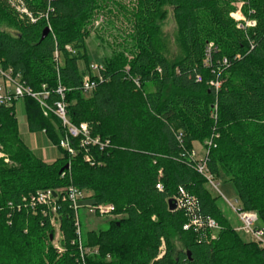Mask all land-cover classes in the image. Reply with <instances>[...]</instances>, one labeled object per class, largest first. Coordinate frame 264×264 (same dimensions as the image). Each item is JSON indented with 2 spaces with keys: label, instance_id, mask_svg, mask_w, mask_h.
Here are the masks:
<instances>
[{
  "label": "trees",
  "instance_id": "16d2710c",
  "mask_svg": "<svg viewBox=\"0 0 264 264\" xmlns=\"http://www.w3.org/2000/svg\"><path fill=\"white\" fill-rule=\"evenodd\" d=\"M135 1L130 10L117 0H0V65L33 92H50L51 107L61 101V86L70 123L87 124L92 139L107 143L84 149L72 139L70 155L60 147L62 121L26 96L30 131L45 132L63 152L47 163L22 140L15 103L0 106V147L10 160L0 159V264H82L76 213L63 200L70 188L92 206H114L120 217L82 234L84 247H98L85 264H264V248L231 226L190 158L194 143L210 142L208 174L233 183L240 209L264 223V0ZM238 1L255 27L240 28L232 18ZM110 6L125 13L131 32L86 96L80 63L90 70V28ZM166 7L184 51L174 62L159 47ZM181 189L189 201L170 211ZM48 190L61 196L56 212L25 202ZM52 219L60 224L62 252L53 246ZM209 220L220 227L215 239ZM174 238L184 244L175 253Z\"/></svg>",
  "mask_w": 264,
  "mask_h": 264
},
{
  "label": "rangeland",
  "instance_id": "374dc122",
  "mask_svg": "<svg viewBox=\"0 0 264 264\" xmlns=\"http://www.w3.org/2000/svg\"><path fill=\"white\" fill-rule=\"evenodd\" d=\"M123 6L128 7L130 10L135 5V0H117ZM244 1H238L235 3L236 11L231 14L232 18L239 23L240 28L244 27H255L256 22L250 20L244 14ZM166 11V20L164 22H159L160 35H159V47L162 50L163 54L171 61H177L181 59L184 55L183 48L180 44L178 37V28L174 18L173 10L170 7L164 9ZM110 13L106 12L100 14L94 24L91 26V34L86 41L87 45V54H88V63L89 66L98 65L105 66L104 62L107 58H110L114 52H119L123 50L122 40L129 38L131 32L129 25L125 19V13L119 10L116 7L110 6ZM11 32V31H9ZM98 36L102 37L104 40L100 41ZM80 68L84 72L86 71L85 62L80 63ZM94 74H92L93 76ZM44 90L39 92H34L40 94ZM88 96L90 93H85ZM34 99V98H33ZM36 100V99H34ZM37 101V100H36ZM38 102V101H37ZM39 103V102H38ZM40 105V104H39ZM16 115L19 123V132L22 140L33 152V154L40 158L51 161H57L63 157V152L51 141L49 136L45 132H32L29 129L26 110L24 107L23 100H18L15 103ZM41 107V106H40ZM207 144L194 143L192 153L195 152V162L199 164L205 160L207 154ZM201 175V174H200ZM203 176L207 181L206 187L210 193L217 197V203L220 207L223 215L231 226L238 232V234L245 240H251L252 238L246 235L242 231L243 223L238 215V213L230 205L232 203L236 209L240 208L241 204L239 203L237 190L233 183L225 180L224 176L221 177H212V182L208 180V175ZM217 187V188H216ZM87 194L83 193V198L80 201V207L78 209V219L81 224V232L83 235H86L90 232H100L109 228V224L115 220H119L120 217L116 215L109 216H99L91 213L89 211L90 202L86 200ZM254 214H257L255 211H250ZM52 226L55 230V238L53 246L58 252H62V234L60 232V224L56 219H52ZM258 228L264 229V223L258 221L256 224ZM219 231H216L214 235H217ZM173 253L183 250L184 244L178 238L173 239ZM98 250V247L94 248ZM164 240H162V246L160 248V254L165 251ZM93 255L89 254L88 256ZM97 255V254H96ZM94 254V256H96ZM111 256L107 257V260H110Z\"/></svg>",
  "mask_w": 264,
  "mask_h": 264
},
{
  "label": "built area",
  "instance_id": "2783aa9c",
  "mask_svg": "<svg viewBox=\"0 0 264 264\" xmlns=\"http://www.w3.org/2000/svg\"><path fill=\"white\" fill-rule=\"evenodd\" d=\"M15 1L18 2V0ZM17 9L21 13H25L26 15H28L30 18L32 17L22 4L19 7H17ZM67 49L70 52H72V49L70 47H67ZM56 57L58 58L57 54ZM102 69H103L102 66H98V65L90 66V70L86 73L83 79L82 87L85 93H91L92 91H94L97 87L98 82L102 81V76H101ZM92 74L94 75L92 76ZM214 86L218 90L220 87V83H216ZM57 93L60 95L61 101L56 102L54 108L48 104L50 92L44 90V92L40 94L34 93L31 89L27 88L22 83L20 75L15 76L13 74L12 69H4L0 65V106L2 105L11 106L12 104L16 103L18 100H22L24 97L30 96L31 98H34L39 102L44 116L48 117L50 114H54L57 118H59L62 121L63 128L65 130V136L60 140V147L65 151H67L70 155L72 156L75 155V149L73 148L71 142L72 139H79L80 146L81 148L84 149H88L90 146H95V145H99L101 149L105 148L107 146V143H101L99 139H92L90 137V132L87 124L83 123L79 127H76L70 123L67 117L66 105L64 103V98H65L64 89L60 86L57 90ZM190 158L195 162V152L191 154ZM0 159H4L6 163H10V160L6 155H4L1 147H0ZM87 160L89 159L87 158ZM196 168L199 174L205 177L207 176L206 174H208V172H207L205 160H203V162L199 164H196ZM212 177L213 176L207 177L210 182L213 181ZM157 188L159 190H162V186L160 184L157 185ZM60 198L61 196L57 195L55 192L51 190H48V191H41L33 196H30L28 199H25V202H27L32 209L51 208L52 212H56V208L59 207L58 205ZM82 198H83V192L75 188H70L66 193V195L64 196L63 200L64 201L67 200L70 203V207L76 213V217H77L76 243L79 246L81 263L85 264V257H87L90 253L98 254V250L86 248L84 247L83 244L81 224L77 216L78 209L81 208L80 201L82 200ZM175 199H176L177 207L182 208L183 206H185V203L189 201V196L183 189H181L179 196L176 197ZM230 205L238 213L243 223L242 231L246 235L250 236L252 238V241L258 243L262 248H264V229L258 228L256 226V224L259 221L257 214L243 211L240 208L236 209L232 203H230ZM89 208H90L89 211L91 213L99 216H109L114 211V206L112 205H99V206L91 205L89 206ZM192 225L198 228L201 227V225H199L198 222H193ZM208 227L211 230V238L215 239L217 235H214V233L220 230L219 225L216 224L213 220H209ZM184 229L187 230L188 226H186ZM163 255L164 252L160 254V257H162Z\"/></svg>",
  "mask_w": 264,
  "mask_h": 264
},
{
  "label": "water",
  "instance_id": "95a60500",
  "mask_svg": "<svg viewBox=\"0 0 264 264\" xmlns=\"http://www.w3.org/2000/svg\"><path fill=\"white\" fill-rule=\"evenodd\" d=\"M50 33V29L49 28H46L45 30H44V32H43V36H42V38H46L47 37V35ZM69 169V165H67L63 170H62V172L64 171V170H68ZM169 208H170V211H175L176 210V208H177V204H176V202L174 201V200H170L169 201ZM188 256H190V254H188Z\"/></svg>",
  "mask_w": 264,
  "mask_h": 264
},
{
  "label": "crops",
  "instance_id": "0c3cea01",
  "mask_svg": "<svg viewBox=\"0 0 264 264\" xmlns=\"http://www.w3.org/2000/svg\"><path fill=\"white\" fill-rule=\"evenodd\" d=\"M44 161L47 162V163H53V162H55V161L48 160L47 158H45ZM248 241H252V239L251 240H248Z\"/></svg>",
  "mask_w": 264,
  "mask_h": 264
}]
</instances>
